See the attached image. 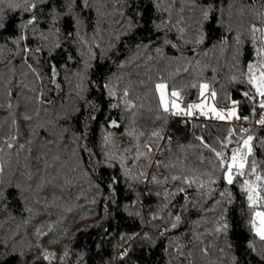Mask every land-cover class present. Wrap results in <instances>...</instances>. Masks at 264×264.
I'll return each mask as SVG.
<instances>
[{
    "label": "trees",
    "instance_id": "16d2710c",
    "mask_svg": "<svg viewBox=\"0 0 264 264\" xmlns=\"http://www.w3.org/2000/svg\"><path fill=\"white\" fill-rule=\"evenodd\" d=\"M208 2L210 0H163L161 7L166 8L171 3L173 21L183 15L184 23L194 31L199 20V8ZM212 2L215 3V11L211 22L206 23L203 29L208 39L198 49L197 55L191 51L192 44L183 45L177 39L174 30L169 38L182 44L183 59H167L180 55L170 47L164 49V57H161L155 51L156 44L136 53L135 45L142 38L145 44L148 43L151 20L168 17L166 11L154 16L151 0H139L143 20L132 34L127 38L122 37L126 42L119 45L123 53L119 59L110 53L108 61L101 64L98 55L100 48L93 49L97 59L87 73L89 79H96L99 73L114 74L112 82L120 95L123 96L127 88V99L135 104L130 111H125L123 105L110 110L108 104L117 101L110 100L106 94L101 98L100 92L94 88H87L81 94L83 98L77 96L75 85L78 78L73 73L82 70V58L75 47L62 43V37V46L51 57L47 48L27 56L22 51L17 52L16 46L11 44L0 50V185L11 182V186L5 189L6 198H0V264H232L233 256L236 257L235 264H264V241L251 231L248 223L254 209L248 207L246 193H242L239 187L244 178H237V183L228 188L233 203L228 205L226 213L229 225L226 235L214 233L220 209L211 211L212 198H199L195 185L186 191L193 200L198 201L196 208L189 205L188 211L182 213L181 225L171 229L170 219L180 210L184 197L181 194L171 198L170 204L175 205L174 209L161 210L160 205L164 203L163 189L171 190L179 182L154 184L151 180L153 174L163 180L164 176H193L211 172L216 159L204 145L229 155L243 135L254 137L253 155L248 167L254 158L258 170L264 172V132L260 128L251 127L250 132L242 134L240 128L229 120H200L195 119L193 113L191 116L165 114L159 107L155 88L157 83H165L170 92L177 90L184 107L198 98L200 84L203 83L208 86V92H215L212 98L216 105L226 106L232 100H237L240 102L237 107L239 115L254 120L260 113L259 97L255 98L257 112L253 115L252 102L241 93L255 92L246 82L249 62L253 63L255 72L264 64V56L257 54V48L264 44L259 39L264 34V0ZM56 3L59 5L62 0H56ZM94 3L100 9V16L97 17L93 11L84 32L91 40L98 18L100 32L95 38L103 47L108 41L109 32L123 31L124 18L115 10L119 7V0L116 3L114 0H94ZM133 9L135 2L126 10L127 16L132 15ZM221 10L223 27L216 24ZM6 12L11 22L8 31L0 33V36L15 35L12 22L22 16L28 18L20 10ZM63 25L67 29V19ZM253 25L261 30L257 32L256 44L252 42ZM37 27L46 29L47 25L38 24ZM229 29L227 44L221 46L219 38ZM161 34L153 35L152 40L155 41L157 35ZM237 36L241 41L238 47L234 39ZM49 42H53L51 37ZM3 43L0 39V44ZM42 43L38 37L32 38L29 32L27 44L30 48L35 49ZM69 54L73 60H67ZM131 55L136 56L131 63L118 66L121 60ZM53 63L57 70L55 84L52 83ZM105 69L110 71L105 73ZM89 101L92 105L85 111ZM121 112L124 115L122 120ZM93 115L94 120H85L86 116ZM26 116L31 119L26 120ZM112 118L118 120V127H108V121ZM85 123L88 125L86 135ZM40 124L44 127H37ZM125 128L145 133L162 129L163 139L159 141L162 151L152 144L151 163L141 158L133 166L136 139L129 136ZM230 130L233 133L231 137ZM104 132L113 134L111 140L114 144L107 148L102 141ZM11 136H16V140L7 139ZM226 138L233 143L221 148L219 141ZM29 140L31 143H28ZM8 143L14 146L9 149ZM140 143L143 146L152 142L145 135ZM85 145L92 152V163L101 159L104 151L123 154L126 156V167L136 172L146 171L147 179L141 177L139 182L132 181L133 188L129 190L121 175V183L115 192H111L107 187V177L120 175L119 161L115 162V172L104 166L94 171L89 155L84 151ZM125 149L131 151L126 153ZM156 161L163 162L159 168ZM46 164L48 167H45ZM141 165L145 167L142 169ZM17 183L24 188L23 199L15 187ZM215 187L218 190L214 197L220 199L219 191L224 190L222 180ZM261 194L264 195V189ZM132 200L136 201L135 205L131 204ZM192 221L197 223L193 225ZM166 228L168 231L164 232ZM194 232L203 235L196 239ZM133 233L136 235L133 236ZM145 233L150 239L145 238ZM178 245L183 246V255L174 251ZM205 247L207 255L201 251ZM125 249L127 252L121 257L120 253ZM45 256L49 258L45 259Z\"/></svg>",
    "mask_w": 264,
    "mask_h": 264
},
{
    "label": "snow or ice",
    "instance_id": "6c2138e0",
    "mask_svg": "<svg viewBox=\"0 0 264 264\" xmlns=\"http://www.w3.org/2000/svg\"><path fill=\"white\" fill-rule=\"evenodd\" d=\"M135 2V9H133L132 15L127 16L126 10L131 7L132 3ZM155 16L157 13L168 12L167 19H152L150 26V34L147 37L148 43L145 44L143 42V38L139 43L135 45L136 53H140L141 49L151 48L153 44H156L157 47L155 51L161 57H164V49L166 47H170L174 51H178L180 55L167 57V59H183V45L192 44L193 47L191 49L193 55L198 54V49L202 47L208 37L204 32V25L206 23H210L215 11V3L210 0V2L201 5L199 8V20L196 22L195 30L192 31L190 26L184 23V16L179 15V18L173 21L172 19V8L173 5L169 3L166 8H162L161 4L163 0H151ZM116 3V0H114ZM0 33L8 31L9 23L11 22V18L7 15L6 10L15 12L16 10H20L23 13L27 14V19H24L23 16L19 18L18 21L12 22V32L15 35H2L0 39L3 40V44H0V50L8 45H15L17 52H23L25 56L31 52H42L45 48L49 50L50 57L55 54V52L64 45H69L70 47H75L77 53L80 55L82 70L73 73L78 78V83L75 85L77 89V96H81V94L87 88H94L100 92L101 98H103L106 94L107 98L115 99L117 102L109 103L108 107L110 110H114L120 105L124 106L125 111H130L135 107V104L132 100L127 99L128 97V89L125 88L123 91V96L118 92L117 86L113 84V75H106L104 73H99L96 75V79H89L87 75L88 71L94 67L93 61L97 59V53L93 50L94 48H100L99 52V61L101 64L106 63L109 58V54L112 53L117 59L123 53L121 52L119 45L121 43L126 42L122 40V37L127 38L130 34L137 29L140 24L139 22L143 20V8L139 3V0H119V7L115 10H118L121 17L124 18V23L121 26L123 31L115 30L109 32L108 41L106 45L101 47V44L97 42L96 36L100 32L99 29V19L96 20V26L93 27V38L89 40L88 35L84 32V29L87 27L89 23V17L93 13L96 12L97 17L100 16V9L94 3V0H62V3L57 5L56 0H0ZM45 9H48L45 11ZM181 12L183 11V5L181 7ZM68 20L67 29L64 28L63 22L64 20ZM38 24H46V29H41L37 27ZM217 26L223 27V14L221 10V17L216 20ZM57 25H60L57 27ZM175 31L177 34V39L182 42L176 43L172 39H170V34L172 31ZM261 30L258 29L255 25L252 27V42L256 44L257 42V32ZM29 32H31L32 38H39L43 43L37 46L35 49L30 48L27 44V40L29 39ZM157 33H162L161 35H157L156 40H152V36ZM230 34V29L226 30V34L221 35L218 43L221 46H225L227 44V38ZM52 38L53 42H49V38ZM63 38L62 43L61 39ZM235 44L237 47L241 43L239 37H235ZM260 40L264 41V34L259 37ZM213 47H216V43L213 44ZM68 51L67 48L64 49ZM223 50V49H222ZM258 56H264V44H261L259 48H257ZM136 58L135 55H131L127 57L125 60H121L119 67H123L125 63H131ZM151 59V57H149ZM67 60H73L71 54L68 55ZM75 62V61H73ZM115 63V61H113ZM31 68V65H29ZM52 69V83H56L57 70L56 65L53 63L51 65ZM35 71V69H33ZM110 69H105V73L109 72ZM247 80L246 82L251 85L255 92L252 93L250 91H244L241 95L252 102L251 111L252 114L255 115L257 112V101L256 97H259L258 107L262 111L259 113V119L255 121L257 125L264 127V65L261 66L260 73L257 76L255 69L253 67V63L249 62L248 64V73L245 74ZM39 78V77H38ZM235 79V77H233ZM143 83V82H141ZM59 88V85H56ZM206 84H200V94L203 97L205 90L207 89ZM156 91L159 93V107L163 110V113L167 114L171 112L173 115H180L181 113L186 116L192 115V110L194 108H198L203 112L204 105L202 104H189L187 108L181 107V105L177 102L180 99V93L173 89L170 94L166 93L165 88L166 85L163 83H157L155 85ZM213 97H215V92L212 93ZM40 97H37L39 100ZM239 101L232 100V106L227 108L226 110H217L212 108V113L216 116V118L220 120H229L232 119H240V115L238 113L237 107L239 105ZM92 105V102L89 101L88 104L85 105V111L88 110V107ZM10 106V105H9ZM93 111L95 112V106L93 105ZM226 112V115L224 114ZM206 114V113H205ZM135 115V113H133ZM26 120L31 119V117H25ZM94 120L95 115L85 117V120ZM124 119L123 112H121V120ZM243 119L247 121L249 119L248 116H244ZM15 123V120H13ZM119 122L116 118H112L108 121V127H118ZM37 127H44L43 124L38 125ZM85 135L87 134L88 125L85 123ZM103 127V126H102ZM35 130V129H33ZM251 129L240 128V132L242 134H246L250 132ZM125 132L136 139L135 143V156L133 157L132 164L135 166L137 161L143 158L151 163L150 157L152 156V144L157 145V149H159V141L163 139L162 137V129H155L149 133L145 132H136L135 129L130 131L128 128H125ZM232 130L229 131V137L232 136ZM113 134L111 132H104L102 136V141L104 146L107 148L110 144H114V141L111 140V136ZM147 135L148 140L152 143L144 144L143 146L140 143V140L143 139ZM16 136H11L7 139L16 140ZM74 139H78V137H74ZM202 139V138H199ZM253 140L254 137L252 135H243L239 141L236 142V146L231 148L230 156L227 155L223 151H217L215 147H211L207 144L204 146L209 148V150L214 154L216 159V163L212 164V171L203 173L200 175H171L164 176L163 180L159 179L155 174L152 175L151 180L154 184L165 183L168 181H178L179 183L169 190L168 188L163 189V197L164 203L160 205L161 210L168 208H175V205L170 204L171 198L178 197L181 194L184 197L183 203L180 205V210L176 212V215L171 217L169 227L171 229H176L182 223V213L188 211V206L191 205L193 208H196L198 201L193 200L188 192L187 188H190L192 185L196 187V194L199 198L203 200H208L212 198V208L211 211L215 212L218 208L220 209V215L216 217V225L213 229L216 235H226L228 231V223L226 220V213L228 210V205L233 203L232 194L228 191L229 186L237 183V178H244L242 183L239 184L240 190L242 193H246L247 205L250 209H255L251 212V219L248 223L251 226V231L258 236L262 241H264V195L261 194V190L264 189V172L258 170L257 161L253 158L251 159L250 168L248 167V162L250 157L253 155ZM171 142V138H169V143ZM31 143V140L28 141ZM221 148L229 147L233 141L231 139H224L219 141ZM264 143V141H262ZM14 145L12 143H8L7 147L11 149ZM23 148V145L20 146ZM143 148V150H141ZM84 151L89 155V162L93 168V170H97L100 166H104L112 169L115 172L116 165L115 162L119 161L120 167V175H111L107 177L108 183L107 187L111 192L116 191L117 185L121 183L120 176L124 177V184L127 186L129 190H132L133 185L132 181L139 182L141 177L147 179V173L144 170L139 172L134 171V169H129L126 167L125 159L126 156L123 154H117L116 152L104 151L102 153V158L92 163V152L85 145ZM131 149H125V152H130ZM73 154L75 155V150H73ZM162 161H156V167L159 168L162 164ZM211 163V161L209 162ZM45 167H48L46 164ZM145 166L141 165L143 169ZM167 168L168 165H165ZM2 171V168H0ZM30 178V177H29ZM222 180L224 184V190L219 191L220 199H215L214 194L217 192V188L215 185ZM102 182V181H101ZM11 186V182L9 181L6 185H0V198H6L7 187ZM99 185H97L98 187ZM18 194L23 199L24 196V188L21 184L17 183L15 185ZM150 194V192H149ZM159 196L160 193L157 192ZM132 205L136 204L135 200L131 201ZM223 206V207H221ZM202 211H208L207 209H202ZM137 215L139 213H136ZM27 222V221H25ZM193 225L197 222L192 221ZM51 228V225H49ZM168 231L166 228L164 232ZM164 232L161 235H164ZM43 235V233H39ZM136 234L133 233V236ZM201 233H193L194 238L199 239ZM145 238L150 239L148 234H144ZM175 239V238H173ZM249 246H251V241H249ZM182 245H178L174 251L178 252L180 255H183ZM229 250L231 249V245H228ZM255 251V248L252 249ZM167 252V247L165 248ZM201 251L207 255V248L201 249ZM221 252L224 249H220ZM124 252L120 253L121 257L125 256ZM53 255V254H49ZM191 255V253H189ZM48 256H45V259H48ZM63 256H61V260H63ZM232 264H235L236 257L233 256ZM264 259V257H262Z\"/></svg>",
    "mask_w": 264,
    "mask_h": 264
},
{
    "label": "rangeland",
    "instance_id": "374dc122",
    "mask_svg": "<svg viewBox=\"0 0 264 264\" xmlns=\"http://www.w3.org/2000/svg\"><path fill=\"white\" fill-rule=\"evenodd\" d=\"M264 65V64H263ZM260 69L261 68H259L257 71H256V75L258 76L259 75V73H260ZM163 84H165V83H163ZM165 91H166V93H168V94H170L171 92L170 91H168V89L167 88H165ZM201 91V90H200ZM254 91H255V89H254ZM158 93V92H157ZM158 97H159V93H158ZM180 105H181V107H183V108H187V107H184L183 105H182V103H181V101H180V99L177 101ZM189 104H193V105H196V104H202V105H204V108H203V112H206V111H209L210 112V114H209V117H211V118H216V116L212 113V111H211V109L212 108H215V109H217V110H226L227 108H229V107H231L232 106V104L230 103L229 105H226V106H218V105H216L215 103H214V101H213V98H212V94L210 93V92H208V90L206 89L205 90V93H204V96L202 97L201 96V94H200V92H199V96H198V98L196 99V100H194V101H191V102H189L188 103V105ZM187 105V106H188ZM195 110H197V111H195ZM202 112L200 109H198V108H194L193 110H192V113L194 114V112ZM171 113V112H170ZM224 114L226 115V112H224ZM181 115H184V114H182L181 113ZM146 144H148V143H146ZM225 152V151H224ZM230 154H231V152L229 153V156H230ZM140 206H141V208H143L144 209V205L141 203L140 204ZM255 210V209H254ZM261 210H263V209H261Z\"/></svg>",
    "mask_w": 264,
    "mask_h": 264
},
{
    "label": "built area",
    "instance_id": "2783aa9c",
    "mask_svg": "<svg viewBox=\"0 0 264 264\" xmlns=\"http://www.w3.org/2000/svg\"><path fill=\"white\" fill-rule=\"evenodd\" d=\"M209 114H210L209 111H206V112H199L198 111V112H194L193 117L195 119L204 120V119H207V118H211V117H209ZM244 116L245 115H240V119H235V118L232 119L231 120V123L234 124V125H236V126H238L239 128H245V129H249L251 127H258V128H260L264 132V127H262L260 125H257L255 123V121L259 119V114L257 115V117L254 120H251L249 118L247 121H245L243 119ZM158 159H159V157H158ZM121 252H123V251H121Z\"/></svg>",
    "mask_w": 264,
    "mask_h": 264
},
{
    "label": "crops",
    "instance_id": "0c3cea01",
    "mask_svg": "<svg viewBox=\"0 0 264 264\" xmlns=\"http://www.w3.org/2000/svg\"><path fill=\"white\" fill-rule=\"evenodd\" d=\"M195 111H197V110H195Z\"/></svg>",
    "mask_w": 264,
    "mask_h": 264
}]
</instances>
